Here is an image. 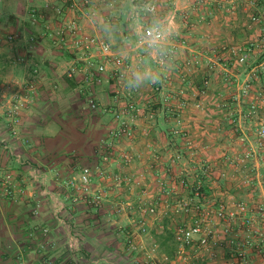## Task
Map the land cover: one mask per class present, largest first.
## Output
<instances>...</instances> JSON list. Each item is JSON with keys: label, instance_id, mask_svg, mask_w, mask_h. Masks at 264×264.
Returning a JSON list of instances; mask_svg holds the SVG:
<instances>
[{"label": "crops", "instance_id": "1", "mask_svg": "<svg viewBox=\"0 0 264 264\" xmlns=\"http://www.w3.org/2000/svg\"><path fill=\"white\" fill-rule=\"evenodd\" d=\"M242 1L178 0L176 12L181 27L176 39L179 53L176 64L186 65L213 49L227 47L229 50L220 53L218 59L225 64L237 63V56L230 51L240 46L250 16L246 13L249 3L247 9H241ZM62 2L0 0V86L4 90L0 94V170L11 174L15 183L14 198L13 195L6 197L0 185V264H127L125 241L131 242L128 235L132 225L139 221L140 204L149 202L161 208L171 207L175 199L166 198L162 184L175 189L176 199L189 193L178 186L182 166L171 160L182 151L180 144L186 140L197 149L194 161L211 166L208 176L200 172L208 198L225 203L230 210H235L238 203L247 204L250 212L246 217L252 221L251 229L264 240V218L257 211L264 209L260 163L264 161V148L245 175L231 171V176L223 164L225 157L236 158L252 147L257 152L255 143L245 144L231 132L226 120L228 109H221L227 92L222 91L223 81L227 76L170 74L162 85L141 89L137 99L142 105L162 106L153 109L152 121L140 118L136 122L132 141L115 144L114 157L105 164L100 154L101 141L108 139L109 132L117 127L113 116L108 111L87 108L84 96L79 93L83 85L81 77L74 81L65 75L74 61L73 56L43 36V25L34 28L29 23L30 8L45 9L47 4L59 6ZM160 2L164 4L167 0ZM120 4L102 16L115 23ZM49 9V18L54 22V13ZM84 26L87 34L107 39L99 26L89 21ZM258 31L257 28L249 32L251 38ZM31 34L38 37L37 43L34 52L26 54L23 43ZM9 35L19 36L16 44L7 42ZM119 41L120 37L109 41L117 53H120ZM22 56L27 58V68H39L40 79L32 102L19 116V135L15 137L10 133L5 112L16 90L15 82L26 75L25 66L19 61ZM263 59L264 56L257 57V61ZM234 77L236 83L246 79L245 75ZM178 79L183 87H177ZM263 88L264 78L258 84V91ZM180 89L185 90L182 96L177 94ZM165 96L172 97L169 105L176 102L177 117L169 115L165 108L168 105L163 103ZM94 97L103 109L112 108L115 105L113 83L96 87ZM176 98L183 99L182 104L187 103L179 104L180 99L176 101ZM253 127L251 123L248 129ZM175 129L182 132V137L173 133ZM124 156H129L131 161L125 163ZM194 161L189 158L188 169L192 170ZM85 167L95 172L102 169L109 174V179L96 178L98 189L101 188L107 198L98 207L71 206L66 199V181L78 176ZM114 175L129 177L132 182L118 188L112 180ZM242 178L251 182L245 183ZM119 208L125 211L118 214ZM160 220L148 216L147 225L156 228ZM234 226V235L240 244V248L235 246L236 253L244 257L234 261L264 264V251L258 246L260 236L247 234L250 227H244L241 219ZM45 229L49 230L48 234L43 233ZM248 239L253 242L250 247L246 245ZM225 240L227 242L228 238ZM137 241L135 238V243H139ZM226 247H229L227 243L218 252L224 264H232L228 258L234 255L229 256ZM195 255L207 263L210 258Z\"/></svg>", "mask_w": 264, "mask_h": 264}, {"label": "built area", "instance_id": "2", "mask_svg": "<svg viewBox=\"0 0 264 264\" xmlns=\"http://www.w3.org/2000/svg\"><path fill=\"white\" fill-rule=\"evenodd\" d=\"M59 6L47 4L45 9L32 7L29 9V23L34 28L43 25L44 37H48L51 42L60 50L69 52L74 61L68 67L65 75L70 80H76L81 77L83 85L79 93L84 96L85 105L88 109L94 111L109 112L113 116L116 128L108 134V139L101 141L102 149L101 158L105 164H109L114 157L115 144L124 141H132L135 136V124L140 118H147L149 121L154 119V113L151 108L141 105L138 101L140 91L127 93L119 84V71L121 64L124 63L121 53H117L113 45L105 38L95 34H87L84 31V23L91 21L94 13L106 15V11L116 8L121 0H62ZM49 11L54 13L55 21L52 22L48 15ZM111 14V13H109ZM257 22V18H253ZM37 36L31 34L24 41L23 47L26 54L34 52L37 43ZM19 36L9 35L7 42L16 44ZM177 46V45H176ZM178 49V46H177ZM232 54L237 56L238 64H245L250 60L249 52L241 48L232 49ZM20 63L25 66L26 75L24 78L15 82L16 90L13 92L9 107L6 109L5 118L9 126L10 133L18 137V119L22 111L28 108L33 97L38 91L40 70L37 66L27 68V58L22 56ZM264 76H246V79L237 84V93L234 100L237 103H247L248 108L243 115L244 118L254 121L255 137L257 139V152L248 149L241 156L235 158L239 164L247 167L264 146V89L258 91V84ZM113 83L115 105L112 108H102L100 103L94 97L96 87L104 84ZM89 90V94H88ZM3 87L0 86V94H3ZM161 92V91H160ZM179 96L185 94V90L178 91ZM172 97L165 96L163 103L169 105ZM150 107V105H147ZM253 124V123H252ZM174 134H180L179 130H174ZM244 142L245 139L242 138ZM186 146H192L191 141L186 140ZM125 163H129L131 158L124 156ZM173 163H180L184 160L181 154L172 156ZM182 172L180 177V187L183 190H190L191 195L184 197L180 202H174L171 207L161 208L159 205L149 202L140 204V219L138 221L139 229L143 235L147 233V216L162 217L173 220V237L178 245L179 253H188L194 251L199 255L210 256L211 259L218 257V251L227 243V245L240 248L234 233V223L240 219L244 226L252 225L251 219L246 216L250 212L248 205L245 203L236 204L235 210H230L223 202H214L208 198L206 185L201 175L208 176L211 172L210 166L203 165L200 170ZM96 171V170H95ZM93 169L85 167L75 178L66 182L67 188L71 191L70 198L73 203L79 204L84 202L87 205L100 206L105 201L106 195L97 187V177L105 180L106 173L104 170L95 172ZM200 172L202 173L200 175ZM224 177L225 174H222ZM117 187L124 184H130L132 179L115 176L112 179ZM0 183L4 189L5 195L11 197L14 193L13 177L9 173H3L0 170ZM249 183V181H246ZM162 192L167 199L174 196L175 189L165 184L161 185ZM261 215L264 218V209ZM258 211V210H257ZM175 215L172 217V215ZM178 217V218H176ZM176 218V219H175ZM175 220V222H174ZM47 233V230H44ZM258 234V233H257ZM260 236L258 246L262 248L264 243L263 236ZM228 238L227 242L224 241ZM247 240L246 245L251 246L253 242ZM131 246L136 247L135 238L131 239ZM264 246V245H263ZM264 251V247H263ZM243 259V254L240 255ZM245 264V263H244Z\"/></svg>", "mask_w": 264, "mask_h": 264}, {"label": "rangeland", "instance_id": "3", "mask_svg": "<svg viewBox=\"0 0 264 264\" xmlns=\"http://www.w3.org/2000/svg\"><path fill=\"white\" fill-rule=\"evenodd\" d=\"M246 1H247V3H246ZM248 3H249V9H247V6H246V4H248ZM244 8L247 9L246 13L250 16H249L247 22L245 20L246 25L244 26V30L246 31V35L243 36L242 40L240 41V46H238L237 48H241L243 51L249 52L250 60L247 63L241 65V64H238V63L232 61L231 64H229V63L225 64L226 62L221 61L220 59H218V57H219L220 53L229 50V48L228 47L225 49L222 48L221 50H220V48L219 49H213L211 52L204 54V56L200 55L199 58L192 61V63H188L186 65L176 64V68L171 73V76H188V74L189 75L190 74L195 75V76H227L223 81V90L222 91H227V92L224 93V95H226V98L223 99L222 103L220 104L221 109L222 108L228 109L227 114H226L227 115L226 120L228 123H230L229 126H230V128H232L231 132H233L235 134V136H237V138H239V139L240 138L246 139V141L243 142L245 144H247V143L252 144L253 143V145H254V143H255L256 144L255 147L257 148V139L255 137V129H254V127L250 130L248 129V126L251 125V121L244 118V116H243L247 111L248 105H247V103H242V104L237 103L233 99L237 93V84H240V82L239 83L235 82L236 79L234 76H241V75L254 76V74H256V72H257L258 76H264V59L262 61H257V57L259 58V57L264 56V0H244L241 3V9H244ZM253 18H257L258 21L254 22ZM257 28L259 31L257 32V34H254V36H252V38H251L252 34L249 32H254L255 30L257 31ZM205 57H208V58H205ZM229 76H232V77H229ZM210 79H211V77H210ZM207 84H210L209 80L207 81ZM153 86H155V85H153ZM177 87H183L181 84V79L179 80ZM171 88H172V86H171ZM182 89H180V90H182ZM180 90H177V91H180ZM177 100H179V104H182L183 99L176 98V101ZM184 103H187V101H184ZM184 103L182 105H184ZM176 105H177L176 102H174L171 104V106H165V108H167V110L170 112L169 115L172 117H177L175 115L177 112V111H175V110H177ZM145 106L147 108H151L153 110L157 107H161L162 105L156 104V105H150V107L147 105H145ZM236 110H241V111L236 112ZM252 123H253V125H255L254 121ZM176 130H178V129H176ZM181 134H182V132H180V134H178V135L180 137H182ZM178 135H176V136H178ZM253 137H254V139H253ZM180 147H181L182 151H178L175 155L181 154L184 157V160L181 161L180 163L178 162L176 164H180L182 166L181 174H182V172L185 174L186 173L185 170L190 171V169L187 168V167H189L188 165H190L189 158L192 159V161H194V157L196 156L195 150H197V149H196V147L193 146V144H192L191 148L186 146V141L183 144L181 143ZM253 148L254 147H252L251 149L253 150ZM263 148H264V146H263ZM254 160H256V158ZM254 160L252 161V163H249L247 165V167H244V164H239L235 160V157L234 158L233 157H225V161H224L225 163H223V164H225V169H226L225 171L229 170L228 172H230L231 176H232V172H233V174H238V171H240L241 174L243 173V175H245V173L247 171H249V168L252 167L253 162H255ZM260 163L262 164V166H261L262 174L261 175H263V177H261V179H262L261 182L264 185V161H260ZM203 165L210 166V165L206 164L205 162H195L194 161L193 163H191V169L195 170L194 167H197L196 169L200 170V168H202ZM210 168H211V166H210ZM100 170H102V169H100ZM105 173H106V179H109L108 172L105 171ZM181 174L177 178L178 184L180 181L179 178L182 177ZM114 176H116V175H114ZM75 177H77V176H74L72 178H75ZM72 178H70V179H72ZM244 179L245 178H242V180L245 181V183H246V181H249V183L251 182L250 179H247V178L245 180ZM13 182H14V178H13ZM0 185H1V183H0ZM14 185H15V183H14ZM178 186H180V184ZM118 188H120V187H118ZM2 189H3V187H2ZM14 190H15V188H14ZM183 191L189 192L188 195H186L185 197H189V195H191L190 190H183ZM3 192H4V189H3ZM4 195H5V192H4ZM20 195L22 196V194H20ZM65 195L67 197L66 198L67 202L69 204H71V206L85 204L84 202H81L79 204L73 203L72 199L70 198L71 191L68 188H67V191L65 192ZM6 197H9V196H6ZM14 197H15V194L13 193L12 198H14ZM175 197H176L175 195L171 196L170 199L174 198L176 202H180L183 199V198L176 199ZM85 205H87V204H85ZM87 206L96 207V206H92V205H87ZM124 211H125L124 208H119V210H117V213L122 214ZM258 212L260 213L261 210L258 209ZM135 214H136V216L138 215L137 213H135ZM260 215H261V213H260ZM174 216L175 215L173 214L172 217H174ZM140 217H141V215L139 213V219H140ZM159 218L161 220H160L159 224L156 223L157 224L156 228H154L155 225L154 226L152 225L151 227L146 225L147 233L145 235H143L142 232L140 231L138 221L135 222V225H132V228L129 231L130 235H128V236H131V239L132 238H138V241L140 244L137 243L136 247H132L131 243L125 241L127 249L125 250L126 253H124V255L126 256L125 262L127 261L126 262L127 264H224L223 263L224 259L219 253L217 254L218 255L217 258H214V259L209 258V260H207L208 263L203 262L201 257L196 256L194 251H190V253L188 252V253H183V254L179 253L178 245L176 244V242L174 240L173 232H172L173 220L167 219V218L164 219L162 217H159ZM176 218H178V217H176ZM174 222H175V220H174ZM168 226H169V229L166 228ZM164 227H165V229H163ZM244 227H246V228L250 227V230H247V234H252V236L257 235V232L252 231L253 228L251 229V226H244ZM259 227H260V230H262V232H263V229H261V226H259ZM42 231L44 233V230H42ZM256 231H259V230H256ZM48 232H49V230H47L46 234H48ZM125 239H126V237H125ZM126 240H130V238H128ZM261 245L263 246L264 243L263 244L261 243ZM247 246L250 247L249 245H247ZM144 248L146 251L144 250ZM262 249H263V247H262ZM237 250L238 249L235 246H231V245L229 247L225 248V252H228V255L229 254L234 255V257L228 258L231 260L232 264H244V262L240 261V260L234 261V259L242 258L239 255L237 256V253H236ZM245 264H246V262H245Z\"/></svg>", "mask_w": 264, "mask_h": 264}, {"label": "clouds", "instance_id": "4", "mask_svg": "<svg viewBox=\"0 0 264 264\" xmlns=\"http://www.w3.org/2000/svg\"><path fill=\"white\" fill-rule=\"evenodd\" d=\"M178 0H121L117 21L98 13L91 23L99 26L111 42L120 37L119 51L124 63L119 71L120 87L131 94L164 83L176 68L179 53L176 39L180 24Z\"/></svg>", "mask_w": 264, "mask_h": 264}]
</instances>
